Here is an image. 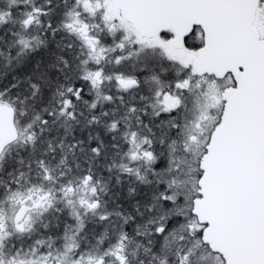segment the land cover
<instances>
[{"label": "snow or ice", "instance_id": "snow-or-ice-1", "mask_svg": "<svg viewBox=\"0 0 264 264\" xmlns=\"http://www.w3.org/2000/svg\"><path fill=\"white\" fill-rule=\"evenodd\" d=\"M0 264H264V0H0Z\"/></svg>", "mask_w": 264, "mask_h": 264}]
</instances>
